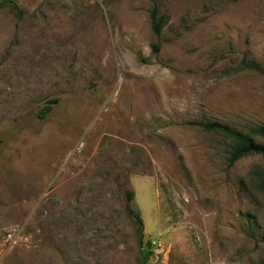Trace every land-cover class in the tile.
<instances>
[{
    "label": "rangeland",
    "instance_id": "obj_1",
    "mask_svg": "<svg viewBox=\"0 0 264 264\" xmlns=\"http://www.w3.org/2000/svg\"><path fill=\"white\" fill-rule=\"evenodd\" d=\"M5 1L0 264H264V0Z\"/></svg>",
    "mask_w": 264,
    "mask_h": 264
},
{
    "label": "trees",
    "instance_id": "obj_2",
    "mask_svg": "<svg viewBox=\"0 0 264 264\" xmlns=\"http://www.w3.org/2000/svg\"><path fill=\"white\" fill-rule=\"evenodd\" d=\"M7 2L5 0L0 1V8L5 6ZM151 21L154 33L160 37L163 31V28L166 24L162 15H160V9L157 5H154L151 11ZM156 51L160 49V44H153ZM242 69H252L264 74V67L257 63H247L245 60L241 64ZM57 100H54L56 102ZM52 110V105L48 104L44 107L41 112V116L45 117ZM200 125L204 127L206 130H214L220 132L229 140L232 141L231 149L229 151V165H233L236 161L241 158L248 156L259 154L264 156V125L258 126L256 128H252L251 132H244L242 130L236 129L228 124L221 123L218 121H207L200 122ZM255 136H260L262 139L258 140ZM251 180L253 183L257 185V187L264 191V169L260 166H256L251 171ZM127 200H128V209L130 214L134 217L135 222L137 224V229L140 234V242L143 244L144 241V221L141 217L138 210L134 209L131 205V202L135 198V192L133 190H127ZM142 253L145 254V258L147 259L151 254V250L149 248H142Z\"/></svg>",
    "mask_w": 264,
    "mask_h": 264
}]
</instances>
